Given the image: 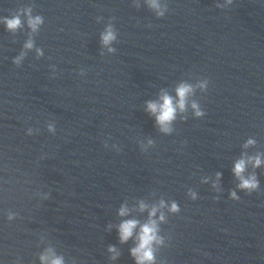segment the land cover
I'll use <instances>...</instances> for the list:
<instances>
[{"label": "clouds", "instance_id": "clouds-1", "mask_svg": "<svg viewBox=\"0 0 264 264\" xmlns=\"http://www.w3.org/2000/svg\"><path fill=\"white\" fill-rule=\"evenodd\" d=\"M231 2V0H229ZM144 4L152 11L157 18H163L168 12V4L166 0H144ZM133 6L137 9L141 7L139 0H133ZM220 7V5H217ZM34 5H27L20 7L16 10L15 14L7 17H0V23H2L9 33L15 34L21 29L27 27L29 30V38L25 41L23 49L18 56H15L12 63L19 67L24 60L27 51L35 48L37 58L43 55V50L36 47L34 34H38L41 26L44 24V18L41 15H33ZM102 19V17H97ZM115 17L110 18L113 21ZM101 45L107 48L109 53H115L116 48L111 47L114 42H117V30L112 22H109L104 31L100 34ZM103 51L101 55H103ZM209 81L203 79L198 82L197 85H193L186 81L180 82L175 88V97L168 94L165 90H161L159 99L156 101H146L145 111L155 119V124L159 131L165 135H170L174 132L173 123L176 121L179 113H184L187 108L190 107L193 110V114L196 118H201L205 115V112L201 109L199 103L195 100L190 101L198 87L201 91H207ZM182 120H186V116H181ZM47 129L50 133H55V125L49 123ZM33 130L29 128L27 135H32ZM151 139L148 140V145H153ZM254 139H249L244 147L255 145ZM107 147V144H104ZM143 150V146H142ZM248 165H251L253 169L264 166V153H257L254 156H248L246 153L242 154L241 158L237 160L232 169L234 176L239 181L237 188L240 191L251 194L256 192L260 183L255 172L245 175ZM221 173H216V180L212 187L219 192L221 189L218 186V181L221 177ZM203 182H207L206 180ZM187 195L192 199L198 198L197 193L189 189ZM48 196L45 195V199ZM218 198V197H217ZM229 198L232 200H239L236 190L229 191ZM168 208V211L174 214L180 212V207L176 201H172L170 206L161 199L158 203L149 205L143 200L139 201L138 210L140 212L147 211V220L141 223L139 220L122 219L117 226V235L120 244H126L130 239L133 240L134 246L129 249V255L134 261V264H157V252L159 248L164 245V237L160 234V224L165 222L166 217L163 211L164 208ZM131 209L127 204H122L119 208L118 215L120 217H126L130 214ZM18 216V213L9 211L7 213L8 221H12ZM111 225L108 226L109 230ZM107 252L110 254L109 259L115 261L121 255L120 251L115 245L109 244L107 246ZM40 264H66V260L63 254H57L53 247H47L39 255ZM75 264V262H73Z\"/></svg>", "mask_w": 264, "mask_h": 264}]
</instances>
